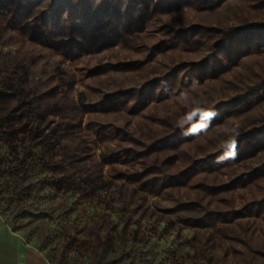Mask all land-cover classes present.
Returning <instances> with one entry per match:
<instances>
[{
  "label": "rangeland",
  "instance_id": "374dc122",
  "mask_svg": "<svg viewBox=\"0 0 264 264\" xmlns=\"http://www.w3.org/2000/svg\"><path fill=\"white\" fill-rule=\"evenodd\" d=\"M0 176V264H264V0H0Z\"/></svg>",
  "mask_w": 264,
  "mask_h": 264
},
{
  "label": "clouds",
  "instance_id": "9594fccd",
  "mask_svg": "<svg viewBox=\"0 0 264 264\" xmlns=\"http://www.w3.org/2000/svg\"><path fill=\"white\" fill-rule=\"evenodd\" d=\"M166 84V82H165ZM162 84L161 87H165ZM199 86V81L193 79L189 88L193 91ZM179 99L186 102L187 111L177 119L176 127L182 130L184 136H200L206 134L210 129L211 122L218 115L214 108L207 107L206 104L199 98L192 97L189 101V92L186 88L180 92ZM222 133L226 139L222 140L219 149L222 154L217 156L215 163L224 164L229 160H235L238 152V137L240 135V125L232 124L231 126H224L221 128Z\"/></svg>",
  "mask_w": 264,
  "mask_h": 264
},
{
  "label": "crops",
  "instance_id": "0c3cea01",
  "mask_svg": "<svg viewBox=\"0 0 264 264\" xmlns=\"http://www.w3.org/2000/svg\"><path fill=\"white\" fill-rule=\"evenodd\" d=\"M11 234L14 235L13 233ZM17 246V248L21 251L19 255L24 256L23 259H21L22 256L18 259V264H49V262H47L44 258L27 248L21 241H18Z\"/></svg>",
  "mask_w": 264,
  "mask_h": 264
},
{
  "label": "trees",
  "instance_id": "16d2710c",
  "mask_svg": "<svg viewBox=\"0 0 264 264\" xmlns=\"http://www.w3.org/2000/svg\"><path fill=\"white\" fill-rule=\"evenodd\" d=\"M243 97L244 96H237L235 98H232L231 100H229V104L236 105L237 102H239V100L242 99ZM0 179H2L1 176H0ZM0 188H1V185H0Z\"/></svg>",
  "mask_w": 264,
  "mask_h": 264
}]
</instances>
